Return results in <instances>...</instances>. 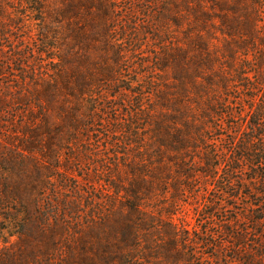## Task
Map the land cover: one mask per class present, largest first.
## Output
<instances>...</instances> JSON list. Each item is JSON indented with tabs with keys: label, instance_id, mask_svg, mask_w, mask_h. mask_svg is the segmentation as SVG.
<instances>
[{
	"label": "rangeland",
	"instance_id": "obj_1",
	"mask_svg": "<svg viewBox=\"0 0 264 264\" xmlns=\"http://www.w3.org/2000/svg\"><path fill=\"white\" fill-rule=\"evenodd\" d=\"M231 2L0 0V184L19 186L24 204L0 202V264H106L81 256L80 239L117 222L138 236L110 250L128 256L112 264L261 263L264 0L258 19ZM40 97L67 129L29 150L21 124L41 117ZM135 183L138 218L125 205ZM168 223L181 237L171 246Z\"/></svg>",
	"mask_w": 264,
	"mask_h": 264
},
{
	"label": "trees",
	"instance_id": "obj_2",
	"mask_svg": "<svg viewBox=\"0 0 264 264\" xmlns=\"http://www.w3.org/2000/svg\"><path fill=\"white\" fill-rule=\"evenodd\" d=\"M213 2H219V0H210ZM258 1L261 0H232L231 3H233L232 8L229 7L231 9L232 12H238L241 9L248 11L250 9H252L255 12V17H261V4H259ZM240 7V8H239ZM263 8V6H262ZM197 13L200 14L201 16H203L202 19L204 18H210V13L206 10H204L203 8H201L200 6L197 9ZM225 18V16H223ZM222 19V18H221ZM252 19V18H251ZM208 20V19H207ZM206 20V21H207ZM204 20H202L203 22ZM252 32V31H251ZM106 43H108V45L110 44L108 40H106ZM263 43V42H262ZM199 59V57H198ZM258 64V75L256 76V80L258 77V84H259V88L262 90H264L263 88H261L262 86L264 87V53L262 54V56L260 57V59H258L257 61ZM113 78V77H112ZM250 81V80H249ZM70 82H68L65 86V89H71V85L69 84ZM60 91V89L58 88L56 81L53 83V85H49L45 88V90L43 91L42 95H44L45 97H47V101L48 103H52L53 100L57 99L58 96V92ZM36 107L39 108L40 110V115L41 117H36L37 113H32L30 116L32 118H30V122H22L21 127L24 130H27V134H31L32 138L34 140V142L31 143V148H27V149H37V144H40L42 142V138L44 137H48L51 138L53 136V134H56L58 132H62L63 129H67V125H66V121L63 119L62 122H59L58 124H55L52 126L50 125V120H49V116L48 113L46 112V108L44 106V101L40 98L36 99L35 102ZM264 113V111H263ZM40 118L41 123L37 124V120L36 119ZM82 120H76L75 119V124L73 125V131H76V129L79 127H82V125L80 124ZM163 128V131L165 130V132L163 133H167L168 134V140L166 142V146L168 148L171 147H175V145L179 142V137L176 135V133L171 134L170 133V128L168 126H163V124L160 126L159 131ZM27 147V145H26ZM51 148H53L51 146V142H48V146H46V149L51 150ZM142 149V148H141ZM142 152V150H138V153ZM43 156H46V158L49 156V153L46 152H42ZM22 157L17 159L19 166H23L24 168L26 167V161H25V153L21 152ZM160 154V153H159ZM7 156V155H6ZM18 156V154H17ZM259 157V161H260V165H262L264 167V150L263 152L258 154ZM139 158V156H138ZM142 161V166L145 169H148L147 165H143V156H140V158ZM17 163V162H16ZM13 165H15V163H12ZM264 172V169L262 170ZM261 173V172H260ZM154 177H156V173L155 171L153 172ZM263 177V181H264V173L263 176H261V178ZM5 183V182H4ZM141 189H143L142 184L139 183H135L134 185H132L130 187V189H128L127 193L131 195L130 200L127 201V203L125 205H127L129 207V210L131 209L132 211V215L137 216V218L142 214V210H143V206L142 204H140L141 201ZM20 200H19V198ZM0 199L3 204V207L6 206L9 207L10 204L12 205H17L21 208H24V204L22 200V193L20 190V187L18 186L16 188L15 185H10V182L8 180V183H5L4 185L0 184ZM258 205V212H259V218L256 221V224L258 225V228L260 229V231L258 232L259 234H257L256 236L261 238V242L259 244V247L262 250V254L259 255V258L261 260L260 262H256V264H262L263 263V259L264 256L263 255V251H264V201L260 202V204ZM21 212V211H19ZM50 215H48L47 218H45L48 222H51V218L49 217ZM46 217V216H45ZM130 218V216H129ZM12 218H10L11 221ZM15 219H19V218H13ZM28 220V218H27ZM18 221V220H16ZM114 223L106 224V226H101L99 227L97 230H93L92 232H90V235L88 234V237H90L92 239V244L88 243L87 238L82 237V239H80V249L81 252H79V254L83 257H87L90 256V254H94L99 260L102 259L106 264H112L113 262H115L116 260H118L120 263H122L121 261H125L128 258V256L126 255L127 253L123 250H119V251H110L111 249H113L114 247H116L118 244V242L120 241L121 243L127 245L128 243H130L132 241V239L134 240L138 234L134 231L131 232V229L128 228L126 232H121V234H116L114 228L116 226L120 225V222H117V225H113ZM168 227L169 229L165 230V232H167V234L169 235V240L167 242V244L169 246H171V244H175L180 240V236H179V229L173 225V223H168ZM163 228V227H162ZM164 233V231H163ZM170 233V234H169ZM174 234V235H173ZM117 235H119V238H116L115 242H111V238L112 237H118ZM122 235V236H121ZM122 237V238H121ZM244 238V237H243ZM71 241V238H70ZM135 241H139V243H141V240L136 239ZM72 242V241H71ZM146 244H148V247H150L149 245H152V241L149 242V240L146 239ZM147 247V248H148ZM149 251V250H148ZM154 251V249H153ZM73 256L75 257V259L77 258V254L76 251L74 249V247H68L67 250V259L69 263H72ZM39 256H35V260ZM7 259H9V257H7ZM145 259V258H144ZM147 259V258H146ZM72 260V261H71ZM137 259L135 258V261ZM251 258L247 259L246 258V263L247 264H252L251 263ZM130 264H133V260H131L129 262ZM264 264V263H263Z\"/></svg>",
	"mask_w": 264,
	"mask_h": 264
}]
</instances>
